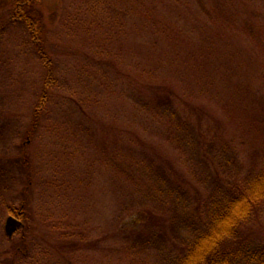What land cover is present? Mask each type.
Returning <instances> with one entry per match:
<instances>
[{
  "label": "rangeland",
  "instance_id": "374dc122",
  "mask_svg": "<svg viewBox=\"0 0 264 264\" xmlns=\"http://www.w3.org/2000/svg\"><path fill=\"white\" fill-rule=\"evenodd\" d=\"M18 1L0 0V264L174 256L212 193L264 170V0H30L38 38ZM239 242L254 264L264 199Z\"/></svg>",
  "mask_w": 264,
  "mask_h": 264
},
{
  "label": "trees",
  "instance_id": "16d2710c",
  "mask_svg": "<svg viewBox=\"0 0 264 264\" xmlns=\"http://www.w3.org/2000/svg\"><path fill=\"white\" fill-rule=\"evenodd\" d=\"M30 3V0H20L15 3L11 19L24 22L31 37L38 38L39 22L32 18L27 9ZM48 74L51 76L50 72ZM43 85L48 88L49 83ZM41 108V104L38 105L37 114ZM34 119H38L36 114ZM178 129L176 127V130ZM177 139L178 143L182 145L181 133L177 134ZM235 187L230 192L223 193L216 190L215 193H212L209 205H207L209 211L204 221L206 225L195 231L193 233L196 234L195 236L182 239L181 247L176 250H180L178 253L175 251L174 256L163 257L162 260L158 258L157 264H240L241 262L237 260L240 248L237 246L241 242L236 245H232V243L236 240L243 225L253 216L257 205L264 199V170L256 178L252 177L246 183L241 182ZM158 199L161 202H167L164 198L159 197ZM175 202L168 205L173 209L172 206H175ZM148 245L146 242L144 246ZM171 246H176V244ZM253 255L251 258H255L253 263L262 264L261 255H264V247L258 248Z\"/></svg>",
  "mask_w": 264,
  "mask_h": 264
},
{
  "label": "water",
  "instance_id": "95a60500",
  "mask_svg": "<svg viewBox=\"0 0 264 264\" xmlns=\"http://www.w3.org/2000/svg\"><path fill=\"white\" fill-rule=\"evenodd\" d=\"M19 227H21V222L19 220H17L16 218H14V217H8L6 219L4 229H5L6 234L9 237Z\"/></svg>",
  "mask_w": 264,
  "mask_h": 264
},
{
  "label": "flooded vegetation",
  "instance_id": "af4514ba",
  "mask_svg": "<svg viewBox=\"0 0 264 264\" xmlns=\"http://www.w3.org/2000/svg\"><path fill=\"white\" fill-rule=\"evenodd\" d=\"M16 217V216H15ZM18 219V217H16Z\"/></svg>",
  "mask_w": 264,
  "mask_h": 264
}]
</instances>
